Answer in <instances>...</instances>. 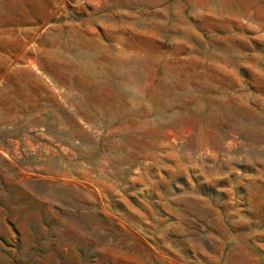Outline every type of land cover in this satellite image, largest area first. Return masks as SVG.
Segmentation results:
<instances>
[{"label":"rangeland","instance_id":"obj_1","mask_svg":"<svg viewBox=\"0 0 264 264\" xmlns=\"http://www.w3.org/2000/svg\"><path fill=\"white\" fill-rule=\"evenodd\" d=\"M0 264H264V0H0Z\"/></svg>","mask_w":264,"mask_h":264}]
</instances>
